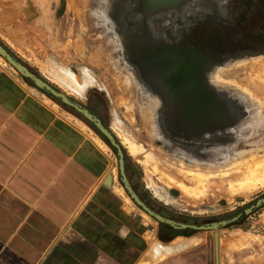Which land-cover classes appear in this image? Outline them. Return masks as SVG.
Returning <instances> with one entry per match:
<instances>
[{
    "label": "rangeland",
    "instance_id": "1",
    "mask_svg": "<svg viewBox=\"0 0 264 264\" xmlns=\"http://www.w3.org/2000/svg\"><path fill=\"white\" fill-rule=\"evenodd\" d=\"M33 1L52 15L55 10L51 27L65 30V36L46 41L77 69V77H61L66 86L50 83L85 106L96 101L102 122L124 151L132 187L150 208L180 222L203 224L231 219L264 195V185L246 195L229 188L241 178L238 169L264 158V0H220L229 21L213 13L214 0H169L160 7L139 0ZM166 53L176 61L162 66ZM184 59L190 66H180ZM59 104L110 147L118 187L137 210L120 181L116 148L78 112ZM200 174L211 179L206 194L192 181ZM176 182L202 195H187ZM145 220L159 222L149 215ZM183 234L209 244V264L218 260L220 248L223 264L263 263L264 205L218 230ZM177 253L163 258L185 255Z\"/></svg>",
    "mask_w": 264,
    "mask_h": 264
},
{
    "label": "crops",
    "instance_id": "2",
    "mask_svg": "<svg viewBox=\"0 0 264 264\" xmlns=\"http://www.w3.org/2000/svg\"><path fill=\"white\" fill-rule=\"evenodd\" d=\"M55 18V10L52 15L33 0H0V41L61 87V77H77V69L66 64L65 52L49 48L46 39L65 36L51 27ZM95 102L89 107L99 114ZM103 142L0 55V264H209V244L199 243L202 238H163L161 222L149 224V214L126 204L112 151ZM215 238L224 247L220 231ZM158 244L177 245L173 253L185 255L155 257ZM221 250L215 264L224 263Z\"/></svg>",
    "mask_w": 264,
    "mask_h": 264
},
{
    "label": "water",
    "instance_id": "3",
    "mask_svg": "<svg viewBox=\"0 0 264 264\" xmlns=\"http://www.w3.org/2000/svg\"><path fill=\"white\" fill-rule=\"evenodd\" d=\"M147 4L151 7H160L165 5L166 2L169 0H145ZM0 55L9 63L11 64L24 78L29 79L34 86L38 89L42 90L46 94L52 96L56 100L60 101L62 104L70 107L71 109L75 110L82 116H84L95 128L98 130L117 150V157L119 162V174L120 180L130 196V198L140 207L142 208L147 214L155 218L161 223H165L174 229L177 230H186V229H193V230H218L222 227L229 226L235 222L240 221L242 218L247 216L248 214L252 213L259 207L264 205V195L254 202H252L249 206H247L243 211L239 214L235 215L231 219L211 222V223H203V224H190L185 222H180L168 217H165L158 212L151 209L143 200L138 196L134 188L132 187L130 180L127 176V163L125 159L124 151L117 141L116 137L113 135L111 130L102 122L101 118L97 116L93 111L88 109L86 106L81 104L80 102L74 100L73 98L69 97L53 85L49 84L46 80L41 78L31 69H29L26 65H24L13 53H11L1 42H0Z\"/></svg>",
    "mask_w": 264,
    "mask_h": 264
},
{
    "label": "bare ground",
    "instance_id": "4",
    "mask_svg": "<svg viewBox=\"0 0 264 264\" xmlns=\"http://www.w3.org/2000/svg\"><path fill=\"white\" fill-rule=\"evenodd\" d=\"M214 2V1H213ZM211 4H213V3H211ZM215 4V3H214ZM214 6V5H213ZM31 10V9H30ZM159 10V9H158ZM185 10V9H184ZM146 26V25H145ZM153 26V25H152ZM149 29V28H148ZM150 31H152L151 29H150ZM165 32V31H164ZM144 33V32H143ZM149 33V32H148ZM153 33H154V31H153ZM145 34H147V33H145ZM148 35H151V34H148ZM145 37V36H144ZM146 37H148V36H146ZM132 39V38H131ZM157 39V38H156ZM159 39V38H158ZM146 40V39H145ZM149 41V40H148ZM150 41H151V39H150ZM153 41H154V39H153ZM152 41V42H153ZM155 43L153 42V45H154ZM139 47V46H138ZM154 48V47H153ZM149 50V49H148ZM154 52V51H153ZM149 53H150V55H151V51L149 50ZM153 54V53H152ZM168 55V54H167ZM170 55H172V54H170ZM178 55V54H177ZM190 55V54H189ZM175 57H176V55H175ZM178 57V56H177ZM172 58V59H171ZM181 59L183 58L182 56L180 57ZM187 59V58H186ZM186 59H184V63H182L180 66H184V64H185V62L187 61ZM178 60V59H177ZM162 61L163 62H165L164 64H162V66L164 65L165 66V64L166 65H171L172 63H175V61L176 60H174V55L173 56H167L166 58H165V60H164V58L162 59ZM161 60H160V62H162ZM189 61V60H188ZM194 61V60H193ZM178 62H182L181 60H178ZM249 62V61H248ZM186 64H188V63H186ZM185 64V65H186ZM191 64V63H190ZM254 65V64H253ZM176 66H178V65H176ZM179 66V67H180ZM188 66H190L189 64H188ZM185 69L187 68V66L186 67H184ZM181 69H183V68H181ZM184 70V69H183ZM181 72V71H180ZM168 73V72H167ZM172 76V75H171ZM259 77V76H258ZM218 78V77H217ZM258 79V78H257ZM260 79H262L261 77H259V80ZM264 79V78H263ZM262 79V80H263ZM253 80V79H252ZM259 80H258V82H259ZM232 81V80H231ZM264 81V80H263ZM255 82H256V80H255ZM264 83V82H263ZM161 84V83H160ZM163 86V85H162ZM169 86V85H168ZM192 87V86H191ZM170 89V88H169ZM189 89H191V88H189ZM247 93L246 94H249V91H246ZM248 97V96H247ZM264 98V97H263ZM227 108V107H226ZM231 112V111H230ZM150 113V112H149ZM236 114V113H235ZM187 118V117H186ZM236 118V117H235ZM218 124V123H217ZM221 126V125H220ZM214 127H215V125H214ZM191 128H192V126H191ZM181 130V129H180ZM214 132V131H213ZM227 134V133H226ZM104 143V142H103ZM132 145V144H131ZM101 147V146H100ZM134 147V146H133ZM215 147V146H214ZM218 148V147H217ZM217 148H216V151H217ZM215 149V148H214ZM135 150V149H134ZM211 150V149H210ZM218 150H220V148L218 149ZM215 151V150H214ZM148 155V154H147ZM217 155V154H216ZM149 156H150V154H149ZM148 157V156H147ZM152 158V156L150 157V159ZM218 158V157H217ZM263 158V157H262ZM261 158V160L259 159V161H257V162H255V163H253V164H251V165H249V166H244V167H242L243 169H238L237 171H236V177H241L240 178V180L238 179V181L236 182V183H229L230 185H229V188H230V190L232 191V193L233 194H240V195H246L248 192H251L252 190H254L255 188H257L259 185H264V158L262 159ZM149 159V158H148ZM216 159V158H215ZM151 163V162H150ZM239 164V163H238ZM237 165V164H236ZM195 166H198V165H195ZM221 166V165H220ZM224 166V165H223ZM219 167V166H218ZM189 168V167H188ZM207 168V167H206ZM214 168H216V167H214ZM193 169V168H192ZM228 170V169H227ZM180 171V170H179ZM195 171V170H194ZM212 171H213V169H212ZM184 172V171H183ZM185 173V172H184ZM183 173V174H184ZM212 173H214V172H212ZM217 173V172H216ZM228 173H229V171H224L223 172V176H226V175H228ZM182 173H181V175H183ZM235 174H233V175H235ZM187 175H188V173H187ZM231 177H232V175H230ZM184 178H185V176H184ZM210 178V177H209ZM209 178H208V176H204V175H202V174H200V175H197V176H195L194 178H192V181H194L195 183H196V187H198V189L200 188H202V192H206V190H207V188H206V190H205V187H206V184L208 183L209 184V182L211 181V179L209 180ZM216 178V177H215ZM213 179V178H212ZM217 179H218V177H217ZM175 182V181H174ZM176 185H177V187L183 192V193H185V194H192L191 192H195L194 194H192V195H198L199 193H201V195H202V192H199V193H197L196 191H197V189H196V191H193L192 189H194L195 190V188H188L183 182H176ZM213 185V184H212ZM211 186V185H210ZM199 189V190H200ZM204 192V194H206ZM189 195V196H190ZM200 195V196H201ZM199 196V197H200ZM196 197V196H195ZM176 248H178V246L176 245L175 247H165V246H163V245H160V244H158L157 246H156V248H155V252H154V255L153 256H155V257H163V256H165V255H167V254H170V253H173L174 251H175V249Z\"/></svg>",
    "mask_w": 264,
    "mask_h": 264
},
{
    "label": "flooded vegetation",
    "instance_id": "5",
    "mask_svg": "<svg viewBox=\"0 0 264 264\" xmlns=\"http://www.w3.org/2000/svg\"><path fill=\"white\" fill-rule=\"evenodd\" d=\"M138 1V0H137ZM142 2H145V3H147L145 0H139V3H142ZM216 2V3H215ZM209 3V2H208ZM213 3H215L217 6H212L210 3V5L212 6V11H213V13L215 14V12L217 13L216 14V16H220L223 20H225V21H229V17H228V14H226L225 12H224V8H223V6L221 5V2H220V0H214V2ZM215 16V15H214ZM191 49H193V50H197L198 48L197 47H190ZM178 49V48H177ZM179 49H181V51H182V48H179ZM171 51V50H170ZM175 52L177 53V50H175ZM172 53H174V51H171V52H169V54H172ZM168 53H166V55H167ZM165 55V56H166ZM61 91V90H60ZM67 95V94H66ZM75 100V99H74ZM66 106V105H65ZM85 106V105H84ZM88 109H90L91 111H93L97 116H99V114H98V112L95 110V109H92V108H90L89 106H86ZM70 108V107H69ZM100 117V116H99ZM150 207V206H149ZM152 209V208H151ZM159 214H161L162 215V212L161 211H159L158 212ZM164 216V215H163ZM165 217H167V216H165ZM171 218V217H170ZM171 219H174V218H171ZM174 220H177L176 218L174 219ZM177 221H179V220H177ZM161 224V226H160V234H161V237H163V238H165V237H170V236H174V237H176V236H178V235H180V234H183V232L185 231H183V230H177V229H174L173 227H171V226H169V225H167V224H165V223H160ZM162 224H164V225H162ZM190 230H193V229H186V231H190ZM180 232V233H179ZM173 237V238H174Z\"/></svg>",
    "mask_w": 264,
    "mask_h": 264
},
{
    "label": "trees",
    "instance_id": "6",
    "mask_svg": "<svg viewBox=\"0 0 264 264\" xmlns=\"http://www.w3.org/2000/svg\"><path fill=\"white\" fill-rule=\"evenodd\" d=\"M29 80V79H28ZM30 81V80H29ZM60 102V101H59ZM61 103V102H60ZM64 105V104H63ZM75 111V110H74ZM81 115V114H80ZM82 116V115H81ZM82 117H84V116H82ZM85 118V117H84ZM86 119V118H85ZM88 121V120H87ZM162 225H164V224H162ZM180 233V232H179Z\"/></svg>",
    "mask_w": 264,
    "mask_h": 264
}]
</instances>
